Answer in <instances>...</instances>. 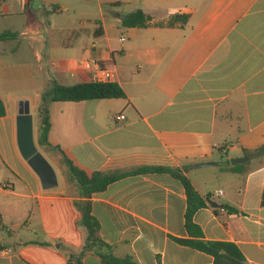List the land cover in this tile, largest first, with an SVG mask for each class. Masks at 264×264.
Instances as JSON below:
<instances>
[{
	"label": "crops",
	"instance_id": "obj_1",
	"mask_svg": "<svg viewBox=\"0 0 264 264\" xmlns=\"http://www.w3.org/2000/svg\"><path fill=\"white\" fill-rule=\"evenodd\" d=\"M138 9L150 25L125 27L122 16ZM176 14L186 22L166 25ZM4 32L15 37L0 40V232L12 239L0 241V264H75L70 258L87 238L80 201H89L98 235L116 257L215 264L176 240L189 238L179 178L133 174L84 198L64 156L89 176L180 170L206 201L220 204L195 213L204 238L233 242L248 264H264V156L236 164H243L238 171L231 162L264 145V0H2ZM93 60L114 70L126 97L51 103L48 144H40L44 92L55 82H90L93 67L82 63ZM21 100L30 103L35 143L56 173L52 188L20 151ZM105 251L88 250L82 264H103Z\"/></svg>",
	"mask_w": 264,
	"mask_h": 264
},
{
	"label": "trees",
	"instance_id": "obj_2",
	"mask_svg": "<svg viewBox=\"0 0 264 264\" xmlns=\"http://www.w3.org/2000/svg\"><path fill=\"white\" fill-rule=\"evenodd\" d=\"M120 2L113 5L118 6ZM177 20L186 22L187 15H174L166 25L172 27ZM122 23L128 28H147L151 23V17L146 14L142 9L126 13L122 16ZM15 37L11 32H4L0 34V40H5ZM126 94L122 87L116 83H97L87 82L80 84H60L54 83L52 87L44 92L42 96V104L40 106L41 127H40V144H48V134L50 131V115L49 106L53 102H84L99 99H116L124 98ZM6 115V107L0 97V117ZM246 156H264V145L253 151H246ZM63 162L67 165L69 171V179L75 181L80 194L84 198H90L94 193L104 191L112 182L127 177L133 174L159 172L170 173L179 178L184 184L187 194V210L185 217V226L189 234L187 239H176L179 243L198 249L215 258V264H248L238 246L233 242L226 241H209L204 238L201 228L195 223V213L207 207L208 203L204 197L198 192L193 183L182 174L178 169L160 166H144L133 169L131 171H113V172H95L89 176L85 171L78 168L68 157L64 156ZM230 165L229 161L223 162L221 168L226 169ZM243 164L232 167L234 171H238V167ZM264 206V190L261 200ZM77 207L81 210L83 215V224L87 231L86 244L83 251L78 255H72L70 261L75 264H82L83 255L92 248H105V252H101L103 264H139L132 256L126 258L116 257L112 252V247L106 244L98 235L100 224L95 216L92 214V208L89 201H80L76 203ZM222 208L227 209L229 212L238 213L236 208L223 205ZM218 210L217 208L215 209Z\"/></svg>",
	"mask_w": 264,
	"mask_h": 264
},
{
	"label": "water",
	"instance_id": "obj_3",
	"mask_svg": "<svg viewBox=\"0 0 264 264\" xmlns=\"http://www.w3.org/2000/svg\"><path fill=\"white\" fill-rule=\"evenodd\" d=\"M18 143L24 159L33 168L40 177L44 188H52L57 185L56 173L45 157L39 152L34 140L33 116L28 101L20 102V111L18 116ZM250 160V156L232 159V164L244 163ZM211 163H199L195 167H206ZM207 202L215 208L220 204L212 199ZM2 249V247L0 248Z\"/></svg>",
	"mask_w": 264,
	"mask_h": 264
},
{
	"label": "built area",
	"instance_id": "obj_4",
	"mask_svg": "<svg viewBox=\"0 0 264 264\" xmlns=\"http://www.w3.org/2000/svg\"><path fill=\"white\" fill-rule=\"evenodd\" d=\"M2 0H0L1 4ZM122 41L125 40V38L121 39ZM82 64L86 66L87 68H91V76H90V82H97V83H112L115 79V72L110 67L103 66L99 61L93 60V61H84ZM121 120L125 119L124 115L119 116ZM223 192L220 190L218 194H222Z\"/></svg>",
	"mask_w": 264,
	"mask_h": 264
},
{
	"label": "rangeland",
	"instance_id": "obj_5",
	"mask_svg": "<svg viewBox=\"0 0 264 264\" xmlns=\"http://www.w3.org/2000/svg\"><path fill=\"white\" fill-rule=\"evenodd\" d=\"M16 59H18L17 56L13 57V60H16ZM13 81H14V86H17L18 84H21L22 83V79L20 77H18V76L13 77ZM21 101H23V100H21ZM34 119H35V122L37 124L38 123V115L37 114L34 115ZM14 232H16V230H14ZM11 239L12 238L9 235V233H7V231L4 230V231L0 232V241L1 240L9 241Z\"/></svg>",
	"mask_w": 264,
	"mask_h": 264
}]
</instances>
